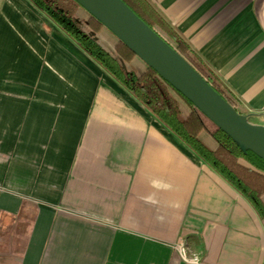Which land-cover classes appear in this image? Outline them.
<instances>
[{"label":"crops","instance_id":"obj_1","mask_svg":"<svg viewBox=\"0 0 264 264\" xmlns=\"http://www.w3.org/2000/svg\"><path fill=\"white\" fill-rule=\"evenodd\" d=\"M147 1L264 126V0ZM226 176L29 0H0V264H188L181 240L264 264V215Z\"/></svg>","mask_w":264,"mask_h":264},{"label":"trees","instance_id":"obj_2","mask_svg":"<svg viewBox=\"0 0 264 264\" xmlns=\"http://www.w3.org/2000/svg\"><path fill=\"white\" fill-rule=\"evenodd\" d=\"M70 39L84 50L100 67L124 87L136 100L173 132L184 145L201 159L213 158L227 169L228 183L264 215V160L241 147L221 129L209 130L198 111L156 71L146 65L143 73L127 68L136 54L123 42L108 53L93 38L106 29L76 0H29ZM139 19L175 50L228 104L238 113V103L230 90L208 68L188 43L163 19L147 0H121ZM84 14L79 19L78 14ZM183 102L189 107L184 114ZM241 114V113H240Z\"/></svg>","mask_w":264,"mask_h":264},{"label":"water","instance_id":"obj_3","mask_svg":"<svg viewBox=\"0 0 264 264\" xmlns=\"http://www.w3.org/2000/svg\"><path fill=\"white\" fill-rule=\"evenodd\" d=\"M76 1L217 128L241 147L264 160V126L251 123L246 116L238 113L222 99L175 50L121 0Z\"/></svg>","mask_w":264,"mask_h":264},{"label":"built area","instance_id":"obj_4","mask_svg":"<svg viewBox=\"0 0 264 264\" xmlns=\"http://www.w3.org/2000/svg\"><path fill=\"white\" fill-rule=\"evenodd\" d=\"M176 251L183 262L188 264H201V255L189 251L185 240H181L176 245Z\"/></svg>","mask_w":264,"mask_h":264},{"label":"rangeland","instance_id":"obj_5","mask_svg":"<svg viewBox=\"0 0 264 264\" xmlns=\"http://www.w3.org/2000/svg\"><path fill=\"white\" fill-rule=\"evenodd\" d=\"M78 16H79V19H83L84 18V14L82 13V12H80L79 14H78ZM202 119H203V122H204V124H205V126L208 128V129H215V125L207 118V117H205V116H202ZM248 120L250 121V122H253V121H255V119L253 118V117H251V116H248Z\"/></svg>","mask_w":264,"mask_h":264}]
</instances>
